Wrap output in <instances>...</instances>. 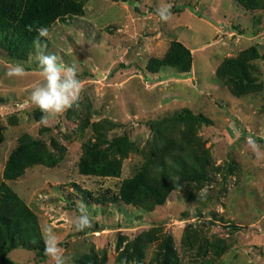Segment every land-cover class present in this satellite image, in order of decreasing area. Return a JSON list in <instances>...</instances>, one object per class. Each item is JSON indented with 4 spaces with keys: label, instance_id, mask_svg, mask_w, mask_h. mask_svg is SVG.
<instances>
[{
    "label": "rangeland",
    "instance_id": "1",
    "mask_svg": "<svg viewBox=\"0 0 264 264\" xmlns=\"http://www.w3.org/2000/svg\"><path fill=\"white\" fill-rule=\"evenodd\" d=\"M77 1L78 14L49 26L46 51L78 65L83 90L79 107L50 126L39 124L42 113L27 102L44 82L35 48L25 60L0 49V180L19 138L38 141L33 148L51 164L35 163L5 182L34 212L41 234L53 228L69 264L88 256L97 264H264V158L247 144L249 136L264 137V0L250 8L237 0ZM161 5H171L167 22L157 15ZM174 40L191 53L189 74L149 72L148 61L163 57ZM15 62L26 74L9 78ZM236 62L243 78L233 73ZM183 109L209 124L172 118ZM172 153L196 171L203 164L209 178H181ZM160 156L173 184L163 205L110 202L120 182L146 163L160 172L151 162ZM82 158L117 159L120 174H81ZM204 187L207 197L200 198ZM81 201L93 227L78 232ZM8 257L52 264L22 247Z\"/></svg>",
    "mask_w": 264,
    "mask_h": 264
},
{
    "label": "trees",
    "instance_id": "2",
    "mask_svg": "<svg viewBox=\"0 0 264 264\" xmlns=\"http://www.w3.org/2000/svg\"><path fill=\"white\" fill-rule=\"evenodd\" d=\"M237 1L248 8L259 5V0ZM80 10L81 3L77 0H0V49H4L11 57L25 60L34 48L36 28L49 27L56 20L64 21L78 14ZM28 25H32L33 31L27 30ZM252 50L256 52L254 47ZM241 58L240 61H243V57ZM236 64L238 67L233 73L243 78L241 63L236 62ZM146 67L151 73H158L168 67L175 69V74L187 75L191 70V53L183 43L174 40L163 57L151 58ZM172 118H191L205 124L210 122L202 114H194L187 109L181 110ZM257 140L264 145L263 139ZM37 144L38 141L28 135L20 137L18 145L10 152L3 169V179L0 180V264H15L8 257V253L17 247L36 251L40 257H46L36 215L5 182V180H13L21 176L27 167L35 163L51 164L40 149L33 148L35 145L37 147ZM167 156L182 165L179 170L181 178L187 180L209 178L203 164L200 171H196L187 165L181 155L172 153L171 157ZM165 159L166 156L152 159L151 162L161 168L158 173H151L147 166L149 164L146 163L133 176L124 178L119 184L118 192L109 198L110 202L163 205L173 189V184L166 175L165 168L168 163ZM120 168V161L117 159L96 162L82 158L78 162V170L84 175L119 176ZM99 200L105 201L104 198ZM166 246L169 245L166 244ZM85 259L84 264H97L94 256H88Z\"/></svg>",
    "mask_w": 264,
    "mask_h": 264
},
{
    "label": "clouds",
    "instance_id": "3",
    "mask_svg": "<svg viewBox=\"0 0 264 264\" xmlns=\"http://www.w3.org/2000/svg\"><path fill=\"white\" fill-rule=\"evenodd\" d=\"M157 15L162 21H169L173 15L171 5L159 6ZM27 30L29 32L33 31L32 25H28ZM36 32L37 36L33 41L36 51L35 60L44 82L32 89L27 102L40 110L42 115L39 124L47 127L56 117L63 115L70 109L79 107L83 84L79 79L77 64H67L56 53L46 51L48 48L47 41L52 37L50 28L47 26L38 27ZM31 59L30 56L29 60L31 61ZM5 74L9 78H20L26 74V68L23 63L15 62L7 68ZM247 144L258 159L264 158V152L261 151V147L255 138L249 136ZM207 194L208 189L204 187L200 190L199 197L206 198ZM77 206L80 214L74 220L76 231L83 232L86 229H91L93 220L87 206L83 201L79 202ZM42 239L44 242V255L52 261V264H69L71 257L65 254L64 249L60 246V240L51 226L42 229ZM121 264H127V258H124Z\"/></svg>",
    "mask_w": 264,
    "mask_h": 264
}]
</instances>
